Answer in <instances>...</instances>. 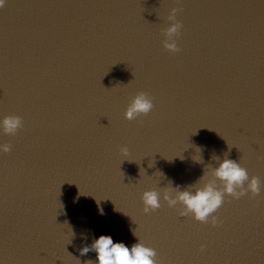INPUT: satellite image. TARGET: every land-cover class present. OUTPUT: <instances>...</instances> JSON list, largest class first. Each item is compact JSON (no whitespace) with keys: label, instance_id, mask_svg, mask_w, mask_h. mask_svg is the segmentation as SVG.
<instances>
[{"label":"water","instance_id":"95a60500","mask_svg":"<svg viewBox=\"0 0 264 264\" xmlns=\"http://www.w3.org/2000/svg\"><path fill=\"white\" fill-rule=\"evenodd\" d=\"M138 92L155 107L126 120ZM7 115L23 128L0 131V264H87L94 237L130 246L133 230L158 264H264V190L226 197L215 228L141 199L213 180L225 158L264 184V0H6Z\"/></svg>","mask_w":264,"mask_h":264},{"label":"clouds","instance_id":"9594fccd","mask_svg":"<svg viewBox=\"0 0 264 264\" xmlns=\"http://www.w3.org/2000/svg\"><path fill=\"white\" fill-rule=\"evenodd\" d=\"M5 2L6 0H0V8ZM176 16L177 9L173 8L168 17L171 24L163 32L165 37L163 47L171 53L180 51L176 41L182 25L177 22ZM154 107L153 100L147 93L138 92L124 112V118L132 121L140 116H147ZM22 128L23 120L20 116L7 115L0 118V131L5 135L15 136ZM11 149V144L0 143V154H7ZM121 153L127 156L128 148H121ZM196 159H199V156ZM212 176L214 179L206 182H203L202 177L200 186L193 185L181 189V186L176 185L175 188L166 189L163 193L155 188L144 191L141 197L144 214L148 215L159 210L163 200L169 208L179 206V216H191L198 223H210L215 228L222 223L216 213L224 205L226 197L239 200L250 194L254 198L260 196L264 190V184L259 177L250 178L247 169L242 167L240 162L232 159L225 158L219 167L212 170ZM100 212L103 214V211ZM71 235H75L74 232H71ZM133 236L137 240L129 246L123 241L114 242L111 235H99L93 238L89 246L83 247L80 254L83 256L89 252L96 253L95 259L87 261V264H158L156 250L146 246L138 238L135 230ZM205 248V245H201V252L205 251Z\"/></svg>","mask_w":264,"mask_h":264},{"label":"snow or ice","instance_id":"6c2138e0","mask_svg":"<svg viewBox=\"0 0 264 264\" xmlns=\"http://www.w3.org/2000/svg\"><path fill=\"white\" fill-rule=\"evenodd\" d=\"M200 224V223H199Z\"/></svg>","mask_w":264,"mask_h":264}]
</instances>
